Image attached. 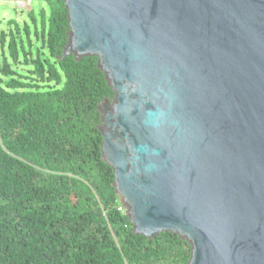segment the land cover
Segmentation results:
<instances>
[{
    "label": "water",
    "instance_id": "water-1",
    "mask_svg": "<svg viewBox=\"0 0 264 264\" xmlns=\"http://www.w3.org/2000/svg\"><path fill=\"white\" fill-rule=\"evenodd\" d=\"M63 56L114 91L102 159L133 232L186 264H264V0H64Z\"/></svg>",
    "mask_w": 264,
    "mask_h": 264
},
{
    "label": "trees",
    "instance_id": "trees-1",
    "mask_svg": "<svg viewBox=\"0 0 264 264\" xmlns=\"http://www.w3.org/2000/svg\"><path fill=\"white\" fill-rule=\"evenodd\" d=\"M0 32V264H186L190 245L133 232L102 159L98 57L63 56L64 0ZM21 69V70H20Z\"/></svg>",
    "mask_w": 264,
    "mask_h": 264
},
{
    "label": "rangeland",
    "instance_id": "rangeland-1",
    "mask_svg": "<svg viewBox=\"0 0 264 264\" xmlns=\"http://www.w3.org/2000/svg\"><path fill=\"white\" fill-rule=\"evenodd\" d=\"M44 6H47V13H49V7L43 0H21L20 2L0 0V32L2 29L9 30L13 27V24H9V19L15 18L22 28L21 36L25 38V22L30 24L32 31L34 28L33 19L29 13L34 11L40 25V9Z\"/></svg>",
    "mask_w": 264,
    "mask_h": 264
},
{
    "label": "built area",
    "instance_id": "built-area-1",
    "mask_svg": "<svg viewBox=\"0 0 264 264\" xmlns=\"http://www.w3.org/2000/svg\"><path fill=\"white\" fill-rule=\"evenodd\" d=\"M6 1H15V2H20L21 0H6Z\"/></svg>",
    "mask_w": 264,
    "mask_h": 264
},
{
    "label": "crops",
    "instance_id": "crops-1",
    "mask_svg": "<svg viewBox=\"0 0 264 264\" xmlns=\"http://www.w3.org/2000/svg\"><path fill=\"white\" fill-rule=\"evenodd\" d=\"M6 1V0H5Z\"/></svg>",
    "mask_w": 264,
    "mask_h": 264
}]
</instances>
